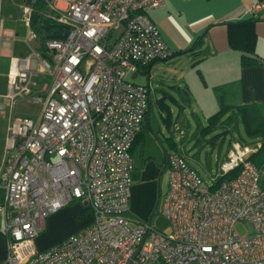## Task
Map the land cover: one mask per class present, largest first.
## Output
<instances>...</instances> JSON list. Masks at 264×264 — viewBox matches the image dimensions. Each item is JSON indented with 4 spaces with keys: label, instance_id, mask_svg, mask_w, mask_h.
<instances>
[{
    "label": "built area",
    "instance_id": "obj_1",
    "mask_svg": "<svg viewBox=\"0 0 264 264\" xmlns=\"http://www.w3.org/2000/svg\"><path fill=\"white\" fill-rule=\"evenodd\" d=\"M35 0H23L30 26ZM62 37L10 59L6 91L9 144L0 164L6 264H264V168L255 145L233 141L221 163L237 175L204 181L182 152H167L160 210L170 231L149 220L129 223L131 145L149 105V85L127 73L172 53L148 13L165 0H46ZM263 0H254L260 7ZM36 57L33 67L31 58ZM38 103L14 114L17 101ZM92 221L39 248L34 238L49 213L73 199ZM248 221L240 233L236 222Z\"/></svg>",
    "mask_w": 264,
    "mask_h": 264
},
{
    "label": "crops",
    "instance_id": "obj_2",
    "mask_svg": "<svg viewBox=\"0 0 264 264\" xmlns=\"http://www.w3.org/2000/svg\"><path fill=\"white\" fill-rule=\"evenodd\" d=\"M19 6L21 8H18L17 12L16 7L12 8L9 3L4 4L3 0H0V38L3 40L0 47V52H2L0 77L3 80V84L0 85V104L4 101L2 93L6 91L7 72L11 67L10 59H12V55L23 57L30 52L32 47L37 48L39 45V38H27L28 30L26 34L19 35L17 22L14 25L17 30L14 33L12 32L14 26L11 22L16 21V18L22 14V12L20 13L22 4ZM148 13L151 19L158 24L159 31L164 36L167 45L172 49V53L164 58L152 59L146 65H139L136 70L131 71V75L136 77L139 75V70L144 72L147 75L146 84L149 85V92V82L153 83L158 91H165V96L178 103V106L180 105L182 109V115L180 116H187V110L184 107L191 102L192 105L200 108L205 118L215 112L219 108V98L215 91L216 86H222L226 100L232 104L241 103L242 101H264V0L260 7L255 6L254 0H165L160 5L150 7ZM251 16L256 18L252 23L255 36L254 54L261 56L262 60L258 63L241 64L240 53L242 49L230 43V31L231 38L236 40L238 39L239 30L234 26H232V30L229 29V22L247 19ZM28 28L29 26H27ZM199 38L201 40L197 42L196 40ZM165 102L161 100L160 105H166L167 102ZM231 108L236 107L232 105ZM2 109L7 118L5 119V116H2L4 121L2 128L4 130L3 135L0 136V164L4 160L5 150L9 144V140L6 138L9 107L5 104L0 108V110ZM149 110L147 107V114L144 118L151 128V122L148 120V117H150ZM228 111L227 114H230L231 112ZM191 112L199 116L196 113V108H192V106ZM166 115L170 116V112H166ZM222 124L228 125L230 123ZM145 130L142 121V126L137 132L138 136L131 145L133 157L137 151L136 143L139 140H143L140 146V155L143 156L145 144L148 140L152 141L153 139L150 132ZM262 138L263 136L256 134L252 135V139H243L242 142H239L255 145ZM234 140L237 141L236 138L229 140L228 147L223 153V160L226 158V154ZM151 156L152 152L149 151L143 161L142 168H140L141 170H138L139 167L134 162V168L132 169L133 181L131 182L135 187V193L141 187L139 181H135L140 175L139 171L145 173L146 177L149 176L148 169L151 168L153 163V160L150 159ZM258 166L264 168V159ZM261 181L264 185V176L261 177ZM3 195V187L0 185V202ZM73 200L48 214L44 223V231L39 232L34 238L39 248L52 244L92 221L90 212L82 214L89 207L82 200L77 198ZM143 205L139 200L135 208L139 210ZM3 223L4 217L0 210V230L3 233L0 235V264H6V235L2 229ZM244 223L245 231H250L251 226L248 221H244Z\"/></svg>",
    "mask_w": 264,
    "mask_h": 264
},
{
    "label": "rangeland",
    "instance_id": "obj_3",
    "mask_svg": "<svg viewBox=\"0 0 264 264\" xmlns=\"http://www.w3.org/2000/svg\"><path fill=\"white\" fill-rule=\"evenodd\" d=\"M3 2L4 4L9 3L12 8L16 7L15 9L17 10L18 8H21L19 5L23 3V0H3ZM24 20L25 18L22 13L21 16L16 18V21L14 20L15 24L14 21L11 22L13 23V26L16 25L17 22L19 26L18 31H20L19 35H24L27 33V30H29V28L27 29V26H25L26 24H24ZM16 30L17 29L14 26L12 32L14 33ZM2 41L3 40L0 38V47L2 46ZM32 49L36 48L32 47ZM1 53L2 52H0V57ZM36 59V57L31 58L30 64H32L33 67L37 66ZM131 73L132 72L127 73L129 78H132L137 82L141 81V83H146L147 75L144 72L139 70V75L136 77H133ZM149 83L150 101L148 108L150 109V117H148V120L151 122V128L145 118L143 119V122L146 129L145 131L148 130L153 136V139L152 141L148 140L145 144L143 156L140 155V146L143 140H139L136 143L137 151L134 157L132 156V159L139 167L138 170H141L140 168H142L143 161L150 151L152 152L150 159L153 160V163L151 168L148 169V177L144 175L145 173L139 171L140 175L135 181H139L141 187L140 190H136V193L134 191L135 187L132 184L133 182H131V201L130 207H128L126 212L130 217V224H132L133 221L146 219L149 220V223L153 226H159V228L165 231H170L171 224L160 210L163 203V193L167 187L166 184L169 176V165L167 162L165 163L164 159V155H167L168 150H178L179 152H182L189 163L200 171L204 181L210 184L213 178L223 172L220 165L223 161V153L228 147L229 140H231V138H236L238 141L242 142L243 139H252V135H249L244 131V124L239 117L238 110L231 107L229 108V111L232 113V121H230V124L225 125L218 123L211 129L202 130L201 128L205 123L207 124V120L198 106L192 105L191 102L188 106L184 107L187 110V116H180L182 115L180 105L178 106V103H175L167 96L163 100L167 102H165L166 105H160V98L165 91H158L153 83ZM1 84H3L2 77H0V85ZM191 106L192 108H196V113H198L199 116H196L191 112ZM38 108V103H26L20 100L16 103L14 114L25 115L28 112V114L32 115ZM166 112H170V116H165ZM4 114L3 109L0 110V118H2ZM4 116L3 117L6 119V115ZM3 122V118L0 119V136L3 135ZM139 200L144 205L137 210L135 206L138 204ZM154 207L156 208V211H154ZM244 221L245 220L240 219L236 222V229L240 233L245 231ZM44 229L45 224L40 232H43ZM2 234L3 233L0 230V235Z\"/></svg>",
    "mask_w": 264,
    "mask_h": 264
},
{
    "label": "trees",
    "instance_id": "obj_4",
    "mask_svg": "<svg viewBox=\"0 0 264 264\" xmlns=\"http://www.w3.org/2000/svg\"><path fill=\"white\" fill-rule=\"evenodd\" d=\"M46 0H35L34 8L32 9L30 26H32L35 31H37L36 35L39 38L38 48L43 51V53H47L45 47L43 46L44 40L51 37H62L65 32L68 31L69 25L63 23L62 21H56L53 19L49 12ZM255 17H250L247 19H238L235 21H230L229 29L232 30V26H234L237 30H239L238 39L233 40L231 38L230 31V43L236 47H240L241 50V64H250V63H258L262 60V57L254 54L255 53V42H254V30L252 29V23L255 21ZM234 30V29H233ZM201 40L200 38L196 40L197 42ZM146 65V64H145ZM218 94L219 98V108L211 115L206 117L207 124L201 128L202 130H208L215 127L218 123H230L231 113L227 114L230 106L234 105L239 112V117L243 121V128L249 135H261L263 138L260 141V145L256 150L249 152L248 156L258 165L261 164V161L264 159V101L261 102H241L232 104L226 100L225 94H223L222 86H216L215 90ZM167 116V115H166ZM137 135V134H136ZM138 136V135H137ZM136 136V137H137ZM239 169L237 166L231 168L223 173H220L217 178L214 179V185L218 184V182L223 178H230L237 175ZM90 212V209L87 208L82 214H87ZM81 214V215H82Z\"/></svg>",
    "mask_w": 264,
    "mask_h": 264
},
{
    "label": "water",
    "instance_id": "obj_5",
    "mask_svg": "<svg viewBox=\"0 0 264 264\" xmlns=\"http://www.w3.org/2000/svg\"><path fill=\"white\" fill-rule=\"evenodd\" d=\"M165 98H166L165 93H163L162 96H161V98H160V100H164ZM155 209H156V208L154 207V211H156ZM154 211H153V212H154Z\"/></svg>",
    "mask_w": 264,
    "mask_h": 264
}]
</instances>
